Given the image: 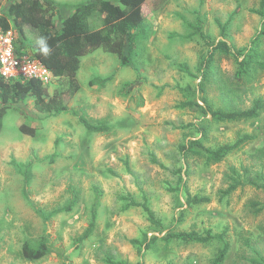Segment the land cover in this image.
Wrapping results in <instances>:
<instances>
[{"label":"rangeland","instance_id":"374dc122","mask_svg":"<svg viewBox=\"0 0 264 264\" xmlns=\"http://www.w3.org/2000/svg\"><path fill=\"white\" fill-rule=\"evenodd\" d=\"M15 1L2 0L0 15ZM55 1L71 7L61 8L65 18L90 0ZM149 10L136 50H125L126 66L100 50L82 58L76 93L68 78L44 85L46 101L57 96L70 112H41L32 97L7 108L0 120V264H216L225 247L217 264H264V112L216 123L203 114L199 90L204 83L214 110H245L264 99L260 0H153ZM223 40L252 64L239 72L234 56L217 55L203 81V63ZM187 102L201 108H183ZM81 117L108 130L89 131ZM245 135L254 140L218 164L181 149L201 140L216 151ZM233 178L239 184L226 191ZM194 198L208 202L190 204ZM183 232L210 240L167 238ZM43 242L46 257L23 258L25 243Z\"/></svg>","mask_w":264,"mask_h":264},{"label":"trees","instance_id":"16d2710c","mask_svg":"<svg viewBox=\"0 0 264 264\" xmlns=\"http://www.w3.org/2000/svg\"><path fill=\"white\" fill-rule=\"evenodd\" d=\"M153 0H90L74 6L73 13L65 18L61 17V8L70 9L68 5H61L55 0H16L7 9L6 15H0V28L4 31H13L16 39V50L18 54H29L41 61L52 72L55 78H68L74 83L73 93L79 90L77 75L81 68V60L97 51H104L116 55L122 65L129 63V58L125 54L128 47L129 52L133 53L137 48V32L142 30L147 17L150 14L149 3ZM163 3L168 0H162ZM2 0H0V6ZM261 16H264V0H260ZM61 22V23H60ZM27 29L37 30L39 39L32 41ZM224 30L222 37H224ZM260 36L264 38V23ZM207 41V37H203ZM20 40V47L17 41ZM208 42V41H207ZM28 48V51H25ZM47 49V51H45ZM220 59L227 56H234L239 65V72L248 70L252 60L246 59L239 61L240 56L232 52L226 41H219L213 44L208 58L203 63V81L207 79L209 70L216 56ZM256 55H251L255 58ZM264 68V64H260ZM239 75V74H238ZM238 78H241L240 75ZM244 78V77H243ZM239 81H244L242 78ZM199 90L204 94L202 102L206 104L203 109L204 115H210L216 123H237L257 119L264 112V99L259 98L253 101L249 109L231 108L230 110H214L205 96V84L201 83ZM228 94L233 95L231 89H225ZM48 95L46 87L37 80L30 81H7L0 75V120L4 117L7 108L16 102L25 101L32 97L36 100V106L41 112L49 114L70 112L68 107L59 100L57 96L51 97L46 101ZM200 107L198 103L187 102L183 108ZM81 124L89 131L103 133L108 130L106 125L92 124L90 121L81 117ZM21 131L25 134L34 135L35 130L27 126H22ZM202 136H206V129H201ZM253 137L245 135L233 145H225L211 151L206 149L201 140H193L189 145L181 147L182 152L188 155H195L205 160L206 165L218 164L231 152L239 151L253 141ZM234 185L226 191L236 189L239 182L233 178ZM190 204L208 202V199L194 198L188 200ZM144 210L149 219L154 222L153 212L144 205ZM93 226V224H92ZM91 233V228L85 236ZM168 239H177L183 243H206L210 239L202 238L196 232L169 234ZM154 238L153 241H156ZM50 248L43 242L36 247L25 243L22 248V256L29 261L43 259L49 253ZM225 247L216 261L221 262L226 255ZM110 264H130L128 262H111Z\"/></svg>","mask_w":264,"mask_h":264},{"label":"built area","instance_id":"2783aa9c","mask_svg":"<svg viewBox=\"0 0 264 264\" xmlns=\"http://www.w3.org/2000/svg\"><path fill=\"white\" fill-rule=\"evenodd\" d=\"M15 40L13 31L0 28V75L7 81L37 80L43 85L50 84L55 78L52 72L31 55L18 54Z\"/></svg>","mask_w":264,"mask_h":264},{"label":"clouds","instance_id":"9594fccd","mask_svg":"<svg viewBox=\"0 0 264 264\" xmlns=\"http://www.w3.org/2000/svg\"><path fill=\"white\" fill-rule=\"evenodd\" d=\"M45 51H47V49H45Z\"/></svg>","mask_w":264,"mask_h":264}]
</instances>
